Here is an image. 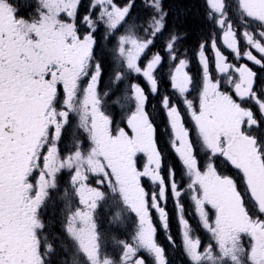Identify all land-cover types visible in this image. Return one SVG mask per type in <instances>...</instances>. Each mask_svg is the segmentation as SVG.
<instances>
[{"label":"snow or ice","instance_id":"1","mask_svg":"<svg viewBox=\"0 0 264 264\" xmlns=\"http://www.w3.org/2000/svg\"><path fill=\"white\" fill-rule=\"evenodd\" d=\"M134 3L0 0V264H69V251L71 264H169L151 215L158 213L167 232L169 196L188 264H264V83L257 84L258 73L246 63L228 62L212 31L222 30L221 42L237 61L264 69V0H205L214 66L223 80L210 72L201 42L203 77L195 81L186 71L189 61L177 56L186 33L169 34L164 50L178 61L169 79L179 104L168 95L161 103L179 177L165 165L145 89L129 83L123 92L100 90L101 33V40L115 41L114 83L136 74L151 94L160 90L164 57L151 49L169 13L163 0H144L151 12L139 36ZM241 39L249 50L241 51ZM113 106L127 108L123 121L114 119ZM74 121L79 135L65 154L60 143ZM52 190L63 192L59 234L47 215ZM185 194L207 243L184 216ZM104 204L115 209L117 227L134 217L135 230L117 241L118 253L104 246L97 220Z\"/></svg>","mask_w":264,"mask_h":264},{"label":"trees","instance_id":"2","mask_svg":"<svg viewBox=\"0 0 264 264\" xmlns=\"http://www.w3.org/2000/svg\"><path fill=\"white\" fill-rule=\"evenodd\" d=\"M84 4H87V0H83ZM120 5H123L127 0H117ZM164 8L168 11L169 15L167 18V25L162 35L158 36V41L160 44L167 42L169 34L172 31L177 33H186V37L178 43L177 47L179 51L177 56L179 58H186L189 61V69H191L192 74H197L200 72L201 65L198 58V47L201 42H205V45L210 43L209 40V25L205 21V5L203 0H163ZM194 6L197 7L198 13H190L191 8L194 10ZM83 10V9H82ZM196 10V9H195ZM31 9L25 10L27 13ZM151 9L145 7L144 0H135L134 7L132 9V17L137 25V32L141 28L147 27V20ZM195 14V15H194ZM139 18V19H137ZM204 28L208 29V34L205 35ZM213 27L212 29H214ZM101 34H98V54L101 57L102 64L104 67V72L101 77L100 90L101 91H112L111 84L114 79V63L112 56V49L114 47V39L109 38L108 40H101ZM153 52V48L151 49ZM164 54V50H161ZM140 78V77H139ZM140 85H143L146 94H148V105L147 109L150 116L154 119L158 127V142L164 152V162L166 166H172L177 171V176L179 177L181 166L178 158L174 151L169 147V140L167 137L168 121L166 113L162 107L161 98L158 101L155 99L153 94L149 92V85L144 81H139ZM121 87H117L114 90H120ZM171 100L179 104V96L175 92L171 93ZM182 107V105H181ZM117 122H121L120 118L122 111L118 106H113L110 109ZM76 122H73V128L65 133V136L61 140V148L63 153H67L72 148V137L73 135H78V131L75 128ZM163 174V172H162ZM186 180V177H185ZM66 186V185H65ZM181 203L184 205V215L185 218L189 220V223L194 229V234L199 236L202 241L207 239L206 231L196 222V216L194 215L195 209L193 204L188 200L186 194L181 197ZM166 211L168 213V230L167 232L162 228L160 220L155 217L154 225L157 228L156 239L160 245L165 248L167 259L169 264H188V260L185 258L183 250L181 249V226L179 224V211L171 196L168 197L166 203ZM60 210H55L53 208L47 209V215L51 222H53L54 230L59 234L60 223L62 217H58ZM65 213V212H64ZM113 210L110 208L109 204L102 205L97 210V220L100 226V230L104 235V246L107 248L109 253L114 250V243L121 240L122 235L115 236L113 230V223L111 222ZM171 235L175 244L169 242L167 236ZM116 237V238H115Z\"/></svg>","mask_w":264,"mask_h":264},{"label":"flooded vegetation","instance_id":"3","mask_svg":"<svg viewBox=\"0 0 264 264\" xmlns=\"http://www.w3.org/2000/svg\"><path fill=\"white\" fill-rule=\"evenodd\" d=\"M203 3L205 5V0H203ZM192 12L197 14L198 13L197 7L194 6V10L191 8L190 13H192ZM234 27H239V25H237L235 21H234ZM204 29H205L204 30L205 35L208 34V29L207 28H204ZM239 30H240V32H242L243 31L242 27H240ZM212 31L215 33L218 48L220 49V51L224 55H226L228 57V62L234 63L237 66H239L240 64H245L246 63L249 67H251L254 71H256L258 73L257 84L264 83V69L260 68L257 65H254L251 61H248L246 58H243V57L240 60L237 61L235 59V57H234V54L230 50H228L226 48V46H224L222 44V42H221L220 37L222 36V30H220L218 27H215L214 29H212ZM238 35H239V33H238ZM158 36H157V38L155 40V46L153 47V52L159 51L160 54L164 57V62L157 69V76H158V79L161 81L159 92L156 95H153L157 101L163 95H168L170 97L171 93L175 92L171 88V83H170V79H169V68L172 67V65L176 62V61H171L170 64L168 63L169 59H168L166 51L164 50L166 43L160 44V42L158 41ZM240 47H241V51L242 52L245 51V50H249V46H247L246 43L242 39H241ZM161 50H164V54L161 52ZM252 51H253V55H256L257 58H260V54L259 53H257L254 49H252ZM205 52H206V55L209 58V70H210V72L214 76H216V77L220 78L221 80H223V78H224L223 74L218 73L216 71V69H215V66H214V53L212 52V50L210 48V43L206 45ZM186 71H188L193 76L195 81H197V82L202 81V77H203L202 66H201L200 72L198 73V78H196L197 74H194V75L192 74L191 69H189V67L186 69ZM142 80L145 81V79L143 77H140L139 80H138V83L140 84L139 81H142ZM141 87H143V85H141ZM176 94H178V93H176ZM173 103H175V102H173ZM185 120L188 123V126L192 127L191 122L188 121L187 116H185ZM169 134H170V129H168V132H167L168 140L170 139ZM60 146H62L61 143H60ZM68 179H69L68 174H67V172H65L63 174L62 178H61V181H60V184H61L62 188L67 186ZM106 206H107V204H106ZM109 206H110V204H109ZM48 208H53L55 210H60V212H59V214H57V216L58 217H62V220H63L64 214H65L64 213L65 205H64V200H63V192L57 191V190H52V192H51V200L48 203L47 209ZM152 211H151V213L153 215L152 220H153V224H155L154 223V218L156 216V214H155L156 211L155 210H152ZM130 218L134 219V217H130ZM133 229H134V226H133ZM132 232H133V230L131 231V234H132ZM123 237H125V236H123ZM71 258H72V254H71V251H69L68 256H67L69 264H71Z\"/></svg>","mask_w":264,"mask_h":264},{"label":"rangeland","instance_id":"4","mask_svg":"<svg viewBox=\"0 0 264 264\" xmlns=\"http://www.w3.org/2000/svg\"><path fill=\"white\" fill-rule=\"evenodd\" d=\"M121 34H123V33H121ZM136 34L137 35H139V36H143L144 35V33L143 32H137V30H136ZM113 56V55H112ZM150 58V57H149ZM113 63H114V75H115V71H116V69H117V64L115 63V59H114V56H113ZM168 63L170 64L171 63V61H169L168 60ZM178 63V61H176L173 65H172V69H174L175 68V66H176V64ZM139 77L140 76H137L136 74H132V79L130 80V81H124V82H120V83H114L113 82V80H112V84H111V90H114V89H116L117 87H121V89H120V91L121 92H123V90L124 89H126L127 87H128V84L129 83H138V80H139ZM119 109L122 111V115H121V118H120V120L121 121H123L125 118H126V116H127V114H128V111H127V108H121V107H119ZM113 115V114H112ZM114 117V116H113ZM76 123L78 122V121H75ZM77 131V130H76ZM78 135H79V133H78ZM72 143V142H71ZM72 146V145H71ZM60 148H61V146H60ZM61 150H62V148H61ZM187 179V178H186ZM186 196H187V194H186ZM187 198H188V196H187ZM188 200L190 201V199L188 198ZM191 202V201H190ZM192 203V202H191ZM193 204V203H192ZM193 207H194V205H193ZM110 208L113 210V212L115 211V209L114 208H112L111 207V205H110ZM195 209V208H194ZM153 212V211H152ZM154 213V212H153ZM156 214V216L155 217H157L158 218V213L156 212L155 213ZM151 215H152V213H151ZM185 216V215H184ZM152 217H153V215H152ZM159 219V218H158ZM134 221V219H132V218H129L127 221H125V223L124 224H122V225H120L119 227H117L116 225H114L113 224V230H114V232H115V236H119V234L120 235H123V236H125V237H123V238H121V240H129L130 239V237H131V231L133 230V232H134V230H135V223L133 222ZM133 226H134V229H133ZM132 232V233H133ZM207 233V232H206ZM195 235V234H194ZM207 239L205 240V241H202V243H207L208 241H209V235L207 234ZM116 238V237H115ZM181 240H182V237H181ZM112 246H114V250L111 252V253H118V252H120V246L118 245V243H114ZM148 259H151V258H148Z\"/></svg>","mask_w":264,"mask_h":264}]
</instances>
